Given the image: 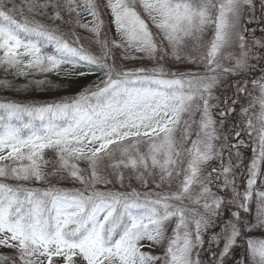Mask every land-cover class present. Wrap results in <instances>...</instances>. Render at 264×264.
Returning a JSON list of instances; mask_svg holds the SVG:
<instances>
[{
	"label": "snow or ice",
	"instance_id": "6c2138e0",
	"mask_svg": "<svg viewBox=\"0 0 264 264\" xmlns=\"http://www.w3.org/2000/svg\"><path fill=\"white\" fill-rule=\"evenodd\" d=\"M257 13L264 25V0H0L5 72L98 75L72 97L0 101V247L13 252L0 264H202L205 233L224 210L231 219L208 241L222 245L216 264L241 245L240 264H264V238L254 235H264V28H249ZM169 57L195 68L167 70ZM143 59L154 66H121ZM228 76L242 78L232 96L215 97ZM241 96L249 99L237 113ZM243 135L253 142L247 165ZM50 177L82 187L25 186Z\"/></svg>",
	"mask_w": 264,
	"mask_h": 264
},
{
	"label": "rangeland",
	"instance_id": "374dc122",
	"mask_svg": "<svg viewBox=\"0 0 264 264\" xmlns=\"http://www.w3.org/2000/svg\"><path fill=\"white\" fill-rule=\"evenodd\" d=\"M101 3H103V0H100ZM106 19V23H109L110 26V18L109 17H105ZM258 21H259V13H257V20L254 21L252 24L249 25V28L255 29L256 31V35H260V29L264 28V25H258ZM77 33L83 37H91V34L77 28L76 29ZM109 35L111 37H115V30L114 28L112 29V31L109 33ZM82 43L85 44L86 47H90L92 50L95 51V47L92 45H89L88 40H82ZM162 63L164 64V67L167 70H180V71H186V70H190V69H194L195 66L192 64H188L187 62H185L184 64L175 62L171 59V57H169L167 59V61H162ZM122 67H127V68H137V67H147V68H151L154 66V62L153 61H149L147 59H143V60H127V61H123L121 64ZM199 71H203L204 69L201 67L198 69ZM251 76H254L255 78H259V71L257 70L256 72L252 73ZM241 76H228L226 77L224 80L221 81V83L213 90V94L215 97H220V98H225V97H230L233 94V88L231 87V85L233 84V82L237 81V80H241ZM249 75L245 74L243 75V79H249ZM43 79H47V81L49 82L48 84L44 85L43 87H36V86H29L27 89L25 90H29L31 91V93H36L39 92V94L42 93H46V95H48V98L46 99V101L44 102H52L55 100H59L61 98H66V97H71L70 95L68 96V85H67V80H64L62 78V76H57L55 74H38V75H32L29 76L28 78H24V77H16L12 72H5L3 68H0V81L2 80H8L10 82V84L12 85V88H17L20 86H24L27 85L29 80H43ZM8 88L2 87L0 86V94H4V92L7 90ZM248 89L249 91L253 92V94H256V90L253 89V86L251 83L248 84ZM12 95V94H11ZM73 96V95H72ZM249 98L241 96L240 97V104H237L236 106V110L237 113H239L240 107L241 105L243 106H247V100ZM41 102V101H40ZM210 103L215 104L216 100L213 99L212 101H210ZM238 116V115H237ZM239 118H241V121L243 122V118L238 116ZM198 118V116H197ZM229 127H231V121H229ZM249 146L244 147L241 150L242 153V160L244 161V165H247L253 158V151H252V146H253V142L249 139V137L247 135H243L242 137ZM235 142V141H233ZM220 143V142H218ZM46 159H52L53 157H45ZM85 164H81V167H85ZM46 171L51 172L52 171V167L49 166ZM246 180H247V170L246 167L241 166V168L238 170V172L236 173V184L238 186V188L243 191V189L246 187ZM7 182H10L12 184L17 183V181L14 180H9ZM20 183H24V182H20ZM67 185L64 187V185ZM55 186L57 188H61V189H67V190H72V189H77V188H81L82 185H80L77 182H74L70 179H61L60 177H50L49 180L47 182H36V181H30L27 182L25 186L27 187H34V188H41V189H45L48 188L49 186ZM99 188H101V190H103V186L98 185ZM111 187V186H109ZM118 187V185H117ZM133 187H138L137 183L135 181H133ZM174 185H173V189H174ZM260 187L264 188V185H260ZM124 190V189H121ZM220 221V222H219ZM218 222L220 224H217L220 228L221 223L223 222L222 219L220 218ZM217 223V222H216ZM174 226V222L173 225ZM216 227V226H215ZM210 229V228H209ZM171 232V227H169V233ZM254 235L257 238H264V235H262L259 231L255 232ZM217 247V245H216ZM206 250H208V246L205 243L204 247L200 250V257L202 260V264H206V259L208 257ZM156 254H159L161 252L160 248H157L155 250ZM0 254H6V255H12L13 252L11 249H7V248H2L0 247ZM246 257V254H245Z\"/></svg>",
	"mask_w": 264,
	"mask_h": 264
},
{
	"label": "trees",
	"instance_id": "16d2710c",
	"mask_svg": "<svg viewBox=\"0 0 264 264\" xmlns=\"http://www.w3.org/2000/svg\"><path fill=\"white\" fill-rule=\"evenodd\" d=\"M16 2L19 4L21 3V0H16ZM76 71H87V69H76ZM61 76L64 80H67L68 92H69L68 96L70 95L71 97L72 95L75 96L76 94L83 91L87 87L92 86L98 82V75H87L84 77L71 76L67 78H65L63 74H61ZM31 91L25 90L23 86L17 88L8 87V89L4 92V94H0V101H4V100L22 101V102L41 101L40 103H43V101H46V99L48 98V95H46V93H42V94H39V92L31 93ZM233 118L238 121H241V118H239L238 116H235ZM46 157H53V153H51L50 151L46 152ZM65 186L67 185L65 184L64 187ZM220 218L222 219V221L231 219L230 210H224ZM219 222L217 221L215 225L216 227L208 229L207 232L205 233V241H206L205 243L208 246V250H206L208 255L206 259V264H216V258L212 255V253L218 252L222 248V245H220V247L218 248L216 247L215 243L212 244L208 243V241L212 239V234L214 232L218 233L220 231V228L217 225L220 224ZM245 254H246L245 246L243 245L233 249L232 252L229 254V256L225 257L226 264H240L241 259L245 258Z\"/></svg>",
	"mask_w": 264,
	"mask_h": 264
}]
</instances>
